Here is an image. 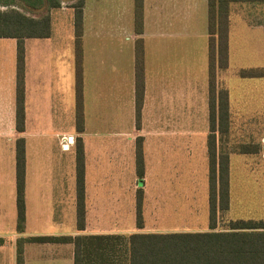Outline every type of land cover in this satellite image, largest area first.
Here are the masks:
<instances>
[{
    "label": "crops",
    "instance_id": "1",
    "mask_svg": "<svg viewBox=\"0 0 264 264\" xmlns=\"http://www.w3.org/2000/svg\"><path fill=\"white\" fill-rule=\"evenodd\" d=\"M132 2L133 0L106 2L109 7L118 8V10L113 11L115 14H113L110 22L109 18L106 17L108 15L104 13L103 0H83L81 7L83 118L80 130H76L74 125L73 27L72 47L66 49L68 52L64 56H60L62 62L65 63L64 68L59 67L57 69L55 61L52 62L49 58L52 48L49 42L51 30L48 36L36 37L34 52L36 53V120L48 121L49 118H56L57 115L63 116L65 120L64 129L52 131V135L55 137L56 134H59L60 139H62L60 144L66 143L68 149L69 145L74 144V139L77 136L83 152L84 225L82 229L75 227L74 154L64 164L63 168L58 167L60 161L55 162V164L53 161H48L46 162L47 167L42 170L43 174L36 175V199L38 200L36 216L39 218L41 215L51 218L56 210L60 211L62 215L66 213L63 203L58 205L60 198L55 200V192L53 191L55 184L66 182L65 202L69 212V223L72 222V229L62 231L60 234H67L68 232L70 234L124 233V230L127 229L115 227V224L120 222L122 216L130 221L133 220L134 223V193L138 185L142 188L143 193V213V205L148 191L147 177L151 174L152 168L160 164L162 170L169 173L165 177L166 180L172 183L174 182V175H176L175 172H178L179 161L185 157H190L191 160V156L194 154L190 145L184 148L185 112L186 116L190 115L188 111L191 109V103L195 101V96H197L194 91L195 85L186 80L191 78V66L188 63L182 64L179 59L173 60L175 51L186 53L188 50V45L184 41L186 36L190 35L186 29L192 24L187 16L172 17L179 23L178 28L173 31L167 28L162 29L161 23L163 21L167 19V24H169L168 16L161 15L160 6H155V0L154 2L142 0V30L139 36L142 38L143 48V95L140 108V125L137 128L134 125L133 40L138 34L132 28ZM230 2H264V0ZM56 7H70L72 9L69 3L67 6L59 4ZM228 17L229 10L227 41ZM247 23L251 26L256 25L261 29V47L259 45V48L264 54V21H257L256 23L247 21ZM157 28H161V33L156 30ZM202 36L206 42L204 43L202 39L204 52L207 45V30ZM0 38L11 39L3 40L7 42H4L0 48V264H15V239L17 237L53 234L55 231L25 233V198L24 227L22 231L15 229L14 138L17 135H22L26 128L28 88L26 39L28 37L23 38L24 129L22 132H17L14 129L15 39L12 37ZM103 38L107 40L102 42L100 39ZM115 38H118L117 43L114 41ZM175 38H179V40L175 41ZM97 55L101 63L95 59ZM90 60L92 62L91 67L89 66ZM253 66H264V64ZM184 75H186L185 78ZM106 84L110 88L107 93H105ZM201 87V93H203V85ZM256 98L257 104L254 110L257 115L255 119L257 120V128L262 130L259 133V140L263 144L261 154L264 157V79L259 82ZM228 108L227 93L228 128L224 136L227 135L233 118ZM242 120L247 124L253 120V116ZM207 132L208 121L204 143L201 144V156L199 154L201 163L202 160L206 161V174L205 140ZM40 133H42L41 129H36V135ZM68 135H71V140H67ZM136 135L142 137L143 174L140 178L136 176L134 171V138ZM215 135L216 150H219L218 139L220 134L216 132ZM242 144L254 145L253 151L246 153H256L260 149L254 142L249 141ZM42 167V162L36 161V173ZM56 168L57 171L54 175ZM139 182L141 184H138ZM42 185H46V191L43 190ZM133 226L135 231H141L143 228ZM22 259V264H72V244L70 242L48 241L24 242Z\"/></svg>",
    "mask_w": 264,
    "mask_h": 264
},
{
    "label": "rangeland",
    "instance_id": "2",
    "mask_svg": "<svg viewBox=\"0 0 264 264\" xmlns=\"http://www.w3.org/2000/svg\"><path fill=\"white\" fill-rule=\"evenodd\" d=\"M59 1L63 6H67L68 3L76 0ZM111 1L103 0L104 13L108 15L106 17L109 18L110 22L113 14H115L113 11L118 10L115 6L106 5V2ZM155 1V6H160L161 15L169 18V24H167V19L161 23L162 29L167 28L173 31L178 28L179 23L172 17L187 16L192 24L186 29L190 35L186 36L184 41L188 45V50L186 53L175 51L173 60L179 59L182 64L188 63L191 66V78L186 80L195 85L194 91L197 96H195V101L191 103V109L188 111L190 117L186 116L185 112L184 148L190 145L194 154L191 156V160L190 157H185L179 161L178 172H175L176 175H174V182L172 183L166 180L165 177L169 173L162 170L160 164L152 168L151 174L147 177L148 191L142 213L143 228H139L143 232L206 230L209 229L206 161L202 160L201 163L199 158L207 126L206 49L204 52L202 50V39L204 38L202 35L207 30L206 2L205 0ZM1 2L10 3L0 4V8L14 7L31 16H38L48 10L51 30L49 42L52 46L49 58L52 62L55 61L57 69L59 67L64 68L65 63L62 62L60 56H64L68 52L66 49L72 47V9L70 7H50L48 0H34L32 3L25 0H0ZM149 2H154V0H149ZM228 18L227 65L219 68L216 72V86L226 88L228 109L233 117L227 135L220 134L218 139L219 150L226 151L228 154V206L216 210L213 229H224L228 226V221L235 218H264V157L261 154L263 144L259 140V133L262 130L257 128V120L255 119L257 114L254 110L257 104L259 82L264 77H242L238 73L240 68L264 64V54L259 48V45L261 47V29L256 25L251 26L247 23V21L249 23L264 21V2H230ZM161 28L156 30L161 33ZM3 40L11 39L0 38V48L4 42H7ZM100 40L104 42L107 39ZM178 40L179 38H175V41ZM114 41L117 43L118 38H115ZM203 41L206 43L205 39ZM26 43L28 51L27 118L26 128L22 134L25 139L26 159L25 233L36 231L45 233L47 230H53L55 231L53 234H60L62 231L72 229V222L69 223V212L65 202L66 182L55 184L53 189L55 200L60 198L58 205L63 203L66 213L62 215L60 211L56 210L51 218L45 215H41L39 218L36 216L38 203L36 199V175L43 174L42 170L47 167L46 162L48 161H53L54 164L60 161L58 167L63 168L64 164L74 154V144L69 145V149L63 147L60 144L62 139H60L59 134H56L55 137L52 135V131L64 129L65 120L63 116L57 115L56 118H49L48 121L36 120V53H34L36 37H28ZM150 55L152 56L151 52ZM95 59L100 62L98 55ZM89 66H92L91 60ZM114 74L116 77V71ZM202 85L203 93H201ZM108 86L106 84L105 93L110 89ZM249 116H253L251 122L247 124L242 122L244 121L242 119ZM36 129H41L42 133L36 135ZM249 141L260 147L258 152L246 153L238 150L240 144ZM36 161L43 164L37 173ZM56 171L57 168L54 175ZM42 188L45 191L47 189L46 185H42ZM133 225V220L130 221L122 216L115 227L127 229L124 230V233H128L135 231Z\"/></svg>",
    "mask_w": 264,
    "mask_h": 264
},
{
    "label": "trees",
    "instance_id": "3",
    "mask_svg": "<svg viewBox=\"0 0 264 264\" xmlns=\"http://www.w3.org/2000/svg\"><path fill=\"white\" fill-rule=\"evenodd\" d=\"M29 3L34 0H25ZM230 1L206 0V77H207V213L208 228L196 231L128 233L36 234L15 239V264H22L24 242H70L72 264H264V218H235L224 229H213L215 212L228 206V154L216 150L215 139L228 128L227 91L217 87V68L227 65V16ZM10 2H1L7 4ZM59 0H48L50 7ZM82 4L72 7L74 125L82 128ZM132 28L138 34L133 40L134 125H140L143 95L142 0L132 2ZM50 32L48 13L27 15L14 8H0V37L15 39L14 56V129H24V37H45ZM241 76H264V66L240 68ZM240 144L238 150L253 151L254 146ZM134 171L143 174L142 137L134 138ZM25 147L22 135L14 138L15 229L24 227ZM142 188L134 193V225L142 227ZM74 206L75 227L84 225L83 152L74 139ZM1 241V238H0Z\"/></svg>",
    "mask_w": 264,
    "mask_h": 264
},
{
    "label": "water",
    "instance_id": "4",
    "mask_svg": "<svg viewBox=\"0 0 264 264\" xmlns=\"http://www.w3.org/2000/svg\"><path fill=\"white\" fill-rule=\"evenodd\" d=\"M71 138H72L71 135L67 136V140H71ZM62 145H63V147H66V143H63Z\"/></svg>",
    "mask_w": 264,
    "mask_h": 264
}]
</instances>
